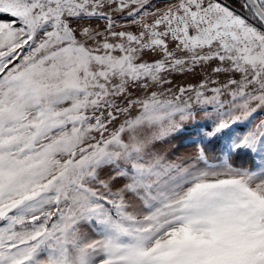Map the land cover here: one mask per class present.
Returning <instances> with one entry per match:
<instances>
[{"label":"snow or ice","instance_id":"obj_1","mask_svg":"<svg viewBox=\"0 0 264 264\" xmlns=\"http://www.w3.org/2000/svg\"><path fill=\"white\" fill-rule=\"evenodd\" d=\"M0 264H264V0H0Z\"/></svg>","mask_w":264,"mask_h":264},{"label":"rangeland","instance_id":"obj_2","mask_svg":"<svg viewBox=\"0 0 264 264\" xmlns=\"http://www.w3.org/2000/svg\"><path fill=\"white\" fill-rule=\"evenodd\" d=\"M178 78H181V79H182L183 77H178ZM187 78H188V79H193V77H191V76H189V77H187Z\"/></svg>","mask_w":264,"mask_h":264}]
</instances>
